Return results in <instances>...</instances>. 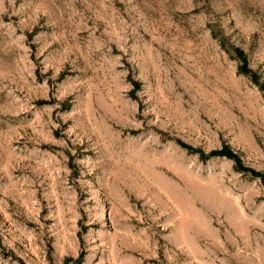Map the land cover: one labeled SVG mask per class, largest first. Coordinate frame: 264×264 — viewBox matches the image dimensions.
Wrapping results in <instances>:
<instances>
[{
	"label": "rangeland",
	"instance_id": "1",
	"mask_svg": "<svg viewBox=\"0 0 264 264\" xmlns=\"http://www.w3.org/2000/svg\"><path fill=\"white\" fill-rule=\"evenodd\" d=\"M261 86L264 0H0V264H264Z\"/></svg>",
	"mask_w": 264,
	"mask_h": 264
},
{
	"label": "trees",
	"instance_id": "2",
	"mask_svg": "<svg viewBox=\"0 0 264 264\" xmlns=\"http://www.w3.org/2000/svg\"><path fill=\"white\" fill-rule=\"evenodd\" d=\"M235 53H236L237 57L239 58V60L241 62V64H240L241 73L251 76V78L256 83H258L257 75L250 68L249 61H248V58H247V55L245 54V52L242 49H240V48H235ZM261 88L264 90V86H261ZM193 152H196V151H193ZM201 154H202V156L204 158H207L209 156H214V155L227 156V157L235 160L238 170H244L245 169V167L242 164V161L240 160V158L237 155H235L232 151H230L228 148H225V149H223L221 151L214 152V153H212V155H209V156L205 155L202 152H201Z\"/></svg>",
	"mask_w": 264,
	"mask_h": 264
}]
</instances>
